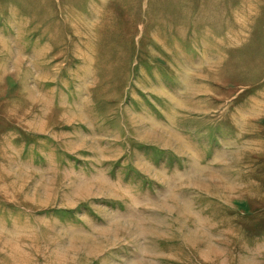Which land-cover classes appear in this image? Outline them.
Masks as SVG:
<instances>
[{
  "label": "rangeland",
  "instance_id": "374dc122",
  "mask_svg": "<svg viewBox=\"0 0 264 264\" xmlns=\"http://www.w3.org/2000/svg\"><path fill=\"white\" fill-rule=\"evenodd\" d=\"M0 264H264V0H0Z\"/></svg>",
  "mask_w": 264,
  "mask_h": 264
}]
</instances>
